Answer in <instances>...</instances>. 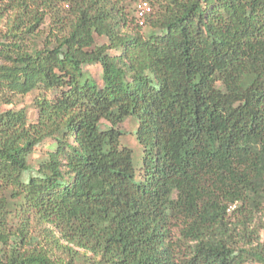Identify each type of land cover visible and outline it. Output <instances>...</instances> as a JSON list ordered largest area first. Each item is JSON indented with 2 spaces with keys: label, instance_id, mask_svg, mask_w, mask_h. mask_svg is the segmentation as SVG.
Returning a JSON list of instances; mask_svg holds the SVG:
<instances>
[{
  "label": "trees",
  "instance_id": "trees-1",
  "mask_svg": "<svg viewBox=\"0 0 264 264\" xmlns=\"http://www.w3.org/2000/svg\"><path fill=\"white\" fill-rule=\"evenodd\" d=\"M144 1L0 0V264H264V0Z\"/></svg>",
  "mask_w": 264,
  "mask_h": 264
},
{
  "label": "rangeland",
  "instance_id": "rangeland-1",
  "mask_svg": "<svg viewBox=\"0 0 264 264\" xmlns=\"http://www.w3.org/2000/svg\"><path fill=\"white\" fill-rule=\"evenodd\" d=\"M137 1V0H135ZM134 0H132L133 4ZM134 5H132L133 8ZM152 10V9H151ZM133 11V10H132ZM134 13V11H133ZM145 28L142 29V32H145ZM101 42H104V40H101ZM85 72H87L89 75H91L95 81L100 84V75L101 70L99 66H91L86 67L84 69ZM36 96V92L29 93L26 96H18L12 99V103L10 105H0V112L5 110H18V109H25L27 112V117L30 123H33L36 119V111L33 108V99ZM119 131L121 132L122 136L120 139V143L122 147L128 148L132 151V164L136 170L137 179L140 178V167L142 164V148L139 145V143L136 140L135 132L137 129V121L134 118H128L124 121L123 124H121L118 127ZM53 143L52 141L46 140L39 146H37L32 156L29 160L30 166H36L38 162L43 161L46 158V154L50 152L53 149ZM12 224L11 226H15L17 223L15 220H11ZM254 225L258 228V233L260 235V242L264 243V215L259 214L257 218L255 219ZM32 240L31 244H41L42 243V235L43 230L39 228H34L30 230ZM17 243V242H16ZM59 244L63 245L62 241L59 242Z\"/></svg>",
  "mask_w": 264,
  "mask_h": 264
},
{
  "label": "built area",
  "instance_id": "built-area-1",
  "mask_svg": "<svg viewBox=\"0 0 264 264\" xmlns=\"http://www.w3.org/2000/svg\"><path fill=\"white\" fill-rule=\"evenodd\" d=\"M135 21L139 28H143L146 18L151 14V7L144 0H137L135 3Z\"/></svg>",
  "mask_w": 264,
  "mask_h": 264
}]
</instances>
